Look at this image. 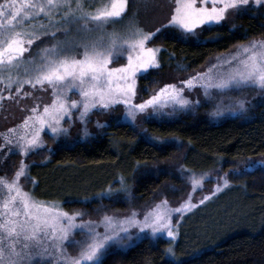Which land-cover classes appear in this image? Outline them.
I'll return each mask as SVG.
<instances>
[{
	"label": "snow or ice",
	"instance_id": "obj_1",
	"mask_svg": "<svg viewBox=\"0 0 264 264\" xmlns=\"http://www.w3.org/2000/svg\"><path fill=\"white\" fill-rule=\"evenodd\" d=\"M152 2L136 0L137 11L125 28L109 30V25L120 23L128 15L129 0H0V102L30 96L24 90L26 85L50 88L52 96L50 103L33 106L20 124L0 132V149L27 157L43 147L45 129L53 138L67 135L65 121H71L74 112H78L87 136L88 116L97 109L112 110L122 104L124 111L116 117L117 124L135 126L141 116L150 119L198 106L201 101L190 99L186 89L199 87L206 100L219 99L212 113L217 117L225 111H244L247 105L242 97H229L232 102L225 105L221 94L244 88L264 93V39H253L217 57L206 71L195 73L179 86L166 83L136 102L138 75L160 67L161 48L149 44L162 29L171 26L178 30L176 38L182 39L196 35L203 25H221L233 12L252 4L264 7V0H173L174 10L167 24L151 31L138 26L135 17L141 8L148 10ZM41 37L54 42L39 49L38 57L33 56L30 50ZM122 57L126 62L117 63ZM74 92L78 98H72ZM97 126L104 127L99 121ZM258 166H264V161L249 160L244 171ZM28 168L22 160L12 177L0 176V264H104L112 246L132 240L133 229L137 239L146 231L153 237L166 233L171 241L164 252L166 264H185L174 247L179 232L173 213L183 214L197 207L191 196L176 208H171L167 199L161 200L142 217L132 210L122 215L104 212L98 220H85V213L40 201L25 190L21 178L28 174ZM227 177L226 173L223 183H217V192L229 185ZM205 178L204 174H190L193 191L203 186ZM118 183L119 188L109 184L96 196L114 200L122 192L130 194L124 176ZM210 198L205 196L199 203ZM77 232L81 239L73 238ZM68 244L77 246L75 255L67 251Z\"/></svg>",
	"mask_w": 264,
	"mask_h": 264
},
{
	"label": "trees",
	"instance_id": "obj_2",
	"mask_svg": "<svg viewBox=\"0 0 264 264\" xmlns=\"http://www.w3.org/2000/svg\"><path fill=\"white\" fill-rule=\"evenodd\" d=\"M176 34L161 32L153 40L161 48L160 67L138 78L148 91L167 75L195 70L240 44L264 39V7H251L228 23L207 25L193 38L177 39ZM256 102H249L241 113L217 118L212 115L213 109L204 118L193 111L175 112L168 118L145 119L138 127L108 118L104 127H87V136L67 134L60 140L46 137L48 146L23 160L29 166L25 176L29 192L40 201L56 202L69 212L81 211L91 219L104 212L141 209L161 190L171 189L166 195L178 197L183 186L171 173L173 163L187 176L189 168L208 172L236 169L244 161L264 155V99ZM19 159L15 151L0 149V172H12ZM120 176L126 178L130 194L122 192L114 200L96 196L109 184L119 188ZM230 179L246 182L257 209L234 231L208 243L179 248L185 264H264V168ZM168 244L165 236L145 235L134 242L126 241L125 247L110 248L104 264H166Z\"/></svg>",
	"mask_w": 264,
	"mask_h": 264
},
{
	"label": "rangeland",
	"instance_id": "obj_3",
	"mask_svg": "<svg viewBox=\"0 0 264 264\" xmlns=\"http://www.w3.org/2000/svg\"><path fill=\"white\" fill-rule=\"evenodd\" d=\"M251 7L257 8V5L252 4L248 6L247 9H250ZM173 10H174L173 0H153L152 6L148 10H144L143 8L140 9L139 14L135 17L136 23L138 24V26L144 28L145 30L155 31V29L159 28L162 24L163 25L167 24V20L169 19L170 14ZM136 11H137L136 0H129L128 15L120 23L115 24V25H109V30H112V28H115L117 30H123L125 26L127 25L128 20L132 18L133 14L136 13ZM239 13L233 12L230 18L226 20L225 22L228 23V22L233 21V19ZM206 26L207 25H203L199 29H197L196 35H199L200 31ZM161 32H170L172 34L173 32H178V30L169 26L167 28L162 29ZM76 35H77L76 27L75 25H73L72 36L75 37ZM63 38L64 37H60V39H63ZM188 38H193V37L192 35H188L186 36V39ZM53 42L54 41H51L48 37H41V39L36 41L34 45L32 46L30 50L31 55L38 57L39 49L45 46H48L50 43H53ZM149 46L156 47L158 45L154 44V41H152L149 44ZM235 49L236 47L231 49L230 51H227L218 56H214L210 58L206 63H204L201 67L195 70L182 73V74L167 75L168 77L163 82H161L159 85H157L155 88H153L151 91L150 90L148 91L147 90L148 88L142 87L138 83V79H137L138 95L136 98V102H140L142 99H147L152 94L153 91H155L159 87H162L166 83H175L179 86L181 81L189 78L195 73L206 71L210 65L215 64L217 62V59H216L217 57L227 55L228 53L235 51ZM26 55L28 54L26 53ZM124 62H126V57H122L117 63H124ZM155 69L157 70V68H153V69H149L148 71L155 70ZM142 74H145V73H142ZM142 74H139L138 78ZM2 87L3 86L0 85V88ZM24 90L30 92L31 95L28 97L18 96L16 99H5L3 102H0V132H3L8 128H11V127H14L20 124L24 120V118L30 114V110L33 106L37 104L43 106L46 103H50L52 100L50 88L47 90H42L39 87H37L36 89H32L30 86L26 85ZM13 92H14V89H13ZM185 95L189 96V98L192 99L193 101L199 99L201 103L198 106L194 104L187 110L176 111L178 113H182V112L187 113L188 111H193L194 114L196 115L198 113L202 114V115L198 114V116L204 118L206 114H208L206 112L211 109L214 110V104L219 102V99H217L216 101L206 100V98L203 95V90L200 89L199 87L194 90L186 89ZM229 97L245 98L247 101V105H246V108H247L249 106L248 104H250L249 102H255V101L258 102V101L263 100L264 93H262L259 89L244 88L239 91L225 92L220 95V98L223 99L225 105H228L232 102L229 99ZM72 98H78L75 92L72 94ZM123 111H124V106L122 104L116 105L112 110H98V109L93 110V112L90 113L88 116L87 127L94 130L95 126L97 125V121H99L100 124H104L106 121H108V118L116 119V117L121 116L123 114ZM174 113L175 112H171V114H168V113L158 114V115H154L150 119L168 118V117H171V115ZM226 113L228 114L236 113L237 114L241 112L240 111H237V112L225 111L223 115ZM211 118H213V116H211ZM214 118H217V117L214 116ZM143 120H145L143 116L139 117L136 122V126L137 125L139 126V124ZM65 127L69 128L68 134L70 135L78 136V135L83 134L84 124L80 121L78 112L73 113L71 121L67 120L66 118ZM73 128H76V129H73ZM42 137L45 143L43 147L39 149H43L48 146V143L46 142L47 140L46 137L53 138L52 134L50 133V130L48 129H45V131L42 133ZM63 137L59 136L54 139L60 140L58 138H63ZM16 153L20 156V159L16 162V165L14 166V170L10 173L0 172V176H3L6 174L8 177H12L15 171L18 169L21 161L26 158L22 156L21 154H19L18 152ZM249 160L264 161V155H260L255 158L249 159ZM249 160L244 161L239 166V168H236V169L234 168V169H229V170L227 169L224 171L218 170V171L208 172V170H199L196 168H189L187 169V171L189 172V175L187 176H183L181 174V169L178 168L179 166L176 163H173V161H171V163H173L172 164L173 166L170 165L171 173H175L177 175L175 177L181 183L179 184L183 186V190L182 192H180V194H178V197L177 196L168 197L166 195L167 191L171 189H167L166 191L161 190L158 192V195H155L156 197L152 199L153 201L147 203V205H145L141 209L130 208L125 211H121V212L116 211L113 213L122 215V214H127L132 210H135L142 217L144 212L152 208L155 204L159 203L161 200L167 199L169 206L171 208H176V207H179L189 196H191L193 203L197 204V207L183 214L173 213V223L177 226L178 232H179V235L176 237L174 241V247H175L177 255L180 256L179 248H182L183 246L184 247L187 246L188 248H190L196 244L208 243L214 238L230 233L234 231L235 228L240 223H242L245 219L251 217V215L255 212V210L257 209V203L254 199H251L249 197L250 193L247 190L246 182L244 180H240L236 182L230 179V177L233 175H240V174H234V173L238 172V173L243 174L244 172H246L244 170ZM161 166L167 169V166L165 164ZM257 168H264V166H258ZM191 173L196 174L197 177H199L202 174L206 175L203 186L198 188L195 191H193V188H192V185L189 179V176ZM226 173L228 174L227 178L229 179L230 183L227 187L223 188L222 191L217 192L216 185L218 182L221 184L223 183L224 174ZM21 184L23 185L25 190L29 191V188L25 181V177L21 178ZM205 196H210L211 198L206 200L203 204H200L199 201L203 199ZM83 218L85 220L89 219L85 217ZM98 219H100V217L95 218L93 220H98ZM101 231H103L102 228H101ZM132 231L134 233L132 242H134L137 240V237L135 236V233L137 230L133 229ZM145 235L150 236L151 238L165 236V238L169 239V243L171 242L170 238L167 237L166 233H161L153 237L150 232L146 231L145 233L141 234V237ZM73 238L77 240L81 239V234L77 232ZM115 246L118 247L120 245H114L111 248H114ZM67 251L75 255L78 249H77V246L73 244H68Z\"/></svg>",
	"mask_w": 264,
	"mask_h": 264
}]
</instances>
